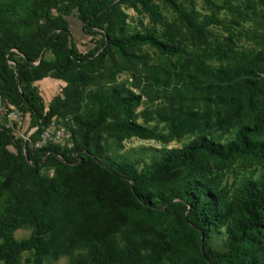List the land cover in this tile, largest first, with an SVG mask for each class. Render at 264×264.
<instances>
[{
    "label": "trees",
    "instance_id": "obj_1",
    "mask_svg": "<svg viewBox=\"0 0 264 264\" xmlns=\"http://www.w3.org/2000/svg\"><path fill=\"white\" fill-rule=\"evenodd\" d=\"M161 1L197 39L211 25L226 27L215 15L199 19L177 0ZM203 1L234 12L230 0ZM123 5L148 13L153 22L162 20L151 0H0V99L28 113L30 126L37 127L25 141L0 125V262L18 264L31 251L33 264H43L49 252L79 248L68 264H264V53H189L196 64L203 57L246 64L200 85L218 94L221 109L213 120L186 111L171 118L163 134L136 121L142 94L114 82L113 74L111 87L89 90L109 59L120 61L115 71L130 69L140 81L136 66L147 60L137 52L142 46L161 56L186 53L155 26L131 30ZM72 18L90 36L87 49L74 40ZM144 71L146 86L155 92L170 90L187 99V91L200 88L158 65H145ZM46 76L66 82L62 96L48 106L33 84ZM87 97L90 105L82 110L80 101ZM68 113L72 147H34L42 129ZM212 124L234 128L232 137L220 142L209 131ZM105 132L118 141L195 136L154 154L139 169L134 161L105 155ZM234 161L258 169L228 188L212 168ZM26 224L31 233L16 239L12 233ZM220 229L225 236L219 249L209 238Z\"/></svg>",
    "mask_w": 264,
    "mask_h": 264
},
{
    "label": "rangeland",
    "instance_id": "obj_2",
    "mask_svg": "<svg viewBox=\"0 0 264 264\" xmlns=\"http://www.w3.org/2000/svg\"><path fill=\"white\" fill-rule=\"evenodd\" d=\"M151 1L162 16V20L159 22H153L148 13L144 11L139 12L126 5L122 6L123 11L127 14L126 22L129 24L131 30L143 31L151 26H155L159 33L172 36L175 42L186 53H182L179 57L161 56L156 50L148 46H142L137 52L147 55L145 65L164 67L172 72L173 76L180 75L183 80H194L200 87L204 83L217 82L215 77L219 75V71L235 70L246 63L236 59L221 60L216 57H203L201 64H196L189 53L218 52L222 49L240 55L264 53V3L259 0H230L228 4L234 12L227 8L220 10L209 8L203 0H177L188 11L197 13L199 19H202L205 15H215L226 24V27L220 25L209 26L205 36L200 39L187 33L176 15L161 0ZM213 1L217 4L226 3V0ZM235 11L241 13V16ZM56 13L57 10H53V15ZM72 13L75 14L76 12L73 11ZM71 22L74 40L80 49H87L90 36L85 33L79 20L72 18ZM46 56L51 57V54L47 53ZM117 65H120L119 60L109 59L105 64V68L103 67L97 72L98 77L89 86V90L96 92L100 88L111 87L113 83L111 76L113 74L114 82L122 83L124 87L132 90L134 93L142 94L141 102L135 110L136 121L140 124L156 128L163 134L169 132L171 118H177L186 111H195L203 116L210 115V118L213 120L214 115L212 113L221 109L217 101L218 94L212 89L201 87L194 89L192 86L193 89L186 92L189 98H178L170 90L155 92V88L146 86L147 83L144 78L145 65L138 64L136 66L137 71L135 73L139 76L140 81L131 77L132 72L130 69L115 71ZM33 84L38 88L46 106H48L53 97L62 96V89L66 86V82L51 76H46L35 81ZM191 85L189 84L190 87ZM79 105L83 110L87 105H90L89 98L82 99ZM0 107L3 110H10L7 102L1 99ZM14 110L19 113L21 124L17 125L16 122L10 123L7 117L3 116L0 120V125L8 128L16 137L20 136L24 139L28 135L30 128H33L30 126V117L28 113H23L17 108H14ZM56 123L65 127L66 132L69 134L67 141L71 143V146L68 147H72L73 143L70 132V127L73 126L72 113H68L65 116H57ZM209 131L217 140L224 142L232 137L234 128H221L218 125L212 124ZM194 136V133L187 132L167 142L138 137L118 141L114 136L105 132L103 144L105 146V155L117 161L124 159L134 161L140 169L150 162L154 154L167 149L178 148L190 141ZM8 149L11 152H16L12 145L8 146ZM212 169L213 173L221 180L222 185L232 188L241 176L255 173L258 165L253 162L234 161L228 165L213 164ZM49 173H51V170H49ZM32 229V225L26 224L16 229L12 234L16 239H22L28 237ZM224 236L223 229H220L218 232L211 234L209 242L214 247L220 249L223 245ZM80 251L79 248H73L71 254L60 253L58 255L49 252L44 257L43 264H68L70 256L78 254ZM18 264H33V253L31 251L22 253L18 259Z\"/></svg>",
    "mask_w": 264,
    "mask_h": 264
},
{
    "label": "built area",
    "instance_id": "obj_3",
    "mask_svg": "<svg viewBox=\"0 0 264 264\" xmlns=\"http://www.w3.org/2000/svg\"><path fill=\"white\" fill-rule=\"evenodd\" d=\"M3 116H6L7 119L12 122H16L17 125L21 124V119L19 113H17L14 108L7 110L0 107V120ZM37 127L30 128L27 136L24 137L25 141H28L29 136L36 130ZM69 134L66 132V129L63 125L56 123V118H53L50 123L42 129L34 147H41L46 144L58 145L60 147L71 146V143H68Z\"/></svg>",
    "mask_w": 264,
    "mask_h": 264
},
{
    "label": "water",
    "instance_id": "obj_4",
    "mask_svg": "<svg viewBox=\"0 0 264 264\" xmlns=\"http://www.w3.org/2000/svg\"><path fill=\"white\" fill-rule=\"evenodd\" d=\"M25 154H26V150H25Z\"/></svg>",
    "mask_w": 264,
    "mask_h": 264
}]
</instances>
